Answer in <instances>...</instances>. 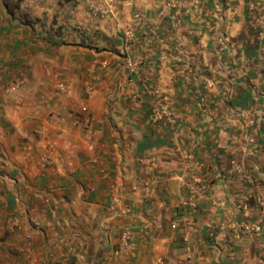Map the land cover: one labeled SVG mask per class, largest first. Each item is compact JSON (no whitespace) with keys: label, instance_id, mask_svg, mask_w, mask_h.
<instances>
[{"label":"crops","instance_id":"crops-1","mask_svg":"<svg viewBox=\"0 0 264 264\" xmlns=\"http://www.w3.org/2000/svg\"><path fill=\"white\" fill-rule=\"evenodd\" d=\"M10 2L1 87L43 53L76 75L33 262L264 264V0Z\"/></svg>","mask_w":264,"mask_h":264},{"label":"rangeland","instance_id":"rangeland-1","mask_svg":"<svg viewBox=\"0 0 264 264\" xmlns=\"http://www.w3.org/2000/svg\"><path fill=\"white\" fill-rule=\"evenodd\" d=\"M9 4L15 9L18 0ZM42 55L55 64L42 69L40 56H35L20 76L16 73L12 86L0 85V264H35L28 229L39 230L40 221L23 210H38L41 190L56 189L63 181L57 169L64 154L55 149L54 128L70 124L62 113L75 98L76 75L62 56H53V61L49 54ZM76 120L85 130L82 119Z\"/></svg>","mask_w":264,"mask_h":264},{"label":"built area","instance_id":"built-area-1","mask_svg":"<svg viewBox=\"0 0 264 264\" xmlns=\"http://www.w3.org/2000/svg\"><path fill=\"white\" fill-rule=\"evenodd\" d=\"M92 12L94 14H97L98 13V9L97 8H92ZM3 76H1V73H0V85L3 83Z\"/></svg>","mask_w":264,"mask_h":264}]
</instances>
